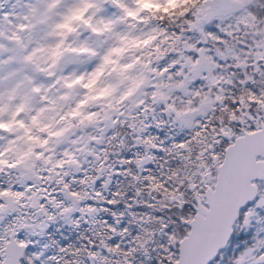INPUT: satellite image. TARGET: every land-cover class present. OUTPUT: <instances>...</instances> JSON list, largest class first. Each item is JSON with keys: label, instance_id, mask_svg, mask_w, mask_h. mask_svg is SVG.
I'll return each mask as SVG.
<instances>
[{"label": "snow or ice", "instance_id": "snow-or-ice-1", "mask_svg": "<svg viewBox=\"0 0 264 264\" xmlns=\"http://www.w3.org/2000/svg\"><path fill=\"white\" fill-rule=\"evenodd\" d=\"M252 3L0 0V264H264Z\"/></svg>", "mask_w": 264, "mask_h": 264}, {"label": "rangeland", "instance_id": "rangeland-1", "mask_svg": "<svg viewBox=\"0 0 264 264\" xmlns=\"http://www.w3.org/2000/svg\"><path fill=\"white\" fill-rule=\"evenodd\" d=\"M12 3H15V0H12ZM249 9L253 11L257 15L258 18L264 16V0H253V3L249 6ZM115 11H116L115 9L109 8L108 14H111L112 12H115ZM236 15H240V13L237 12ZM228 22H233V21H228ZM59 226L61 228L58 229V234L50 233V235H52V238L57 240L60 247H66L68 245L67 235H65L63 232L64 231L63 225L60 223ZM63 240L65 241L61 243V241ZM40 242H41V245L44 243H50L47 235H45V239L43 240V243L42 241ZM240 247L241 248L243 247V243L240 244Z\"/></svg>", "mask_w": 264, "mask_h": 264}, {"label": "flooded vegetation", "instance_id": "flooded-vegetation-1", "mask_svg": "<svg viewBox=\"0 0 264 264\" xmlns=\"http://www.w3.org/2000/svg\"><path fill=\"white\" fill-rule=\"evenodd\" d=\"M60 223L64 227V231L63 232H64L65 235H67L68 244H76V243H78L79 242V232L74 230V229H72L71 226L64 224L63 221H61ZM35 239H37L39 241H42V243H43V240L45 239V236L37 237ZM64 241L65 240L61 241V243H63Z\"/></svg>", "mask_w": 264, "mask_h": 264}, {"label": "trees", "instance_id": "trees-1", "mask_svg": "<svg viewBox=\"0 0 264 264\" xmlns=\"http://www.w3.org/2000/svg\"><path fill=\"white\" fill-rule=\"evenodd\" d=\"M122 132L124 131V130H121ZM111 133H109V135H110ZM136 149H132V151H135ZM122 155H123V153H122ZM121 179V182L124 184V186L125 187H127V180L125 179V178H120ZM115 186H116V182L114 181L113 182V190H115ZM131 192H132V189H129V194H131ZM241 243H243V240H241L240 241V244ZM249 243H251V241H249ZM142 260H143V258L142 257H139L138 256V258H137V261H136V264H141L142 263Z\"/></svg>", "mask_w": 264, "mask_h": 264}, {"label": "clouds", "instance_id": "clouds-1", "mask_svg": "<svg viewBox=\"0 0 264 264\" xmlns=\"http://www.w3.org/2000/svg\"><path fill=\"white\" fill-rule=\"evenodd\" d=\"M259 19H262V20H264V16L260 17Z\"/></svg>", "mask_w": 264, "mask_h": 264}]
</instances>
